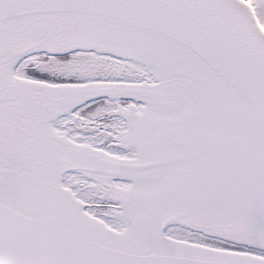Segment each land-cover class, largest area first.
<instances>
[{
	"label": "snow or ice",
	"instance_id": "6c2138e0",
	"mask_svg": "<svg viewBox=\"0 0 264 264\" xmlns=\"http://www.w3.org/2000/svg\"><path fill=\"white\" fill-rule=\"evenodd\" d=\"M0 264H264V0H0Z\"/></svg>",
	"mask_w": 264,
	"mask_h": 264
}]
</instances>
